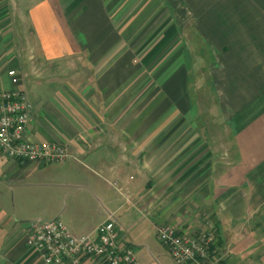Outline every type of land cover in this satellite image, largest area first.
Instances as JSON below:
<instances>
[{"label":"crops","instance_id":"0c3cea01","mask_svg":"<svg viewBox=\"0 0 264 264\" xmlns=\"http://www.w3.org/2000/svg\"><path fill=\"white\" fill-rule=\"evenodd\" d=\"M14 2L0 0V90L13 88L11 69L24 91L31 80L29 140L80 160L57 170L0 153V264H43L25 245L31 221L58 219L80 238L110 214L130 246L128 236H154L160 225L211 229L221 264H264V0H40L28 23L20 13L19 37ZM186 30L207 49L205 66L203 54L187 65ZM204 105L229 138L225 157L204 138ZM74 167L113 186V212L96 208L98 186L63 176L33 185L65 197L64 209L24 213L21 199L7 209L8 192L31 174Z\"/></svg>","mask_w":264,"mask_h":264},{"label":"built area","instance_id":"2783aa9c","mask_svg":"<svg viewBox=\"0 0 264 264\" xmlns=\"http://www.w3.org/2000/svg\"><path fill=\"white\" fill-rule=\"evenodd\" d=\"M12 89L0 90V153L20 164H63L71 158L67 148L53 143H33L27 128L32 105L20 88L22 74L7 71ZM155 234L176 264H219L212 252V233H191L160 225ZM25 245L35 250L43 264H81L94 259L98 264H136L135 253L116 218L109 215L92 236L76 238L58 219L31 221L25 232Z\"/></svg>","mask_w":264,"mask_h":264},{"label":"rangeland","instance_id":"374dc122","mask_svg":"<svg viewBox=\"0 0 264 264\" xmlns=\"http://www.w3.org/2000/svg\"><path fill=\"white\" fill-rule=\"evenodd\" d=\"M14 1V0H13ZM40 0H15L14 3H12L14 6L19 7L16 11H14V8H12V16H11V20L13 22L12 26H11V33L12 35H16V36H20V33H22L23 28H24V24L22 19H26L27 23L29 22V18L27 17V12L29 10L30 7H32L33 5L36 4V2H38ZM13 12H15L13 14ZM22 14V19L20 18ZM29 26V25H28ZM26 27V24H25ZM192 31H188L186 30V43L188 44V58H187V65H189V63L193 66L195 63V60L199 61V59L201 58H196V56H200L199 54H203L205 56H203V65L205 66L207 63H209L211 61L210 57L206 56L208 51L205 47L200 46V43L196 41V39L194 37H192ZM24 40V38H23ZM16 43L19 47V40H16ZM14 49L16 47H13ZM19 50V48H18ZM24 54V55H23ZM22 56H24V59L27 58L28 56V52L26 51L25 53H23ZM204 69V68H203ZM201 71V70H200ZM190 75H195V74H190ZM27 76H29L27 74ZM190 79H193L192 76H190ZM27 80V78H26ZM32 80L33 77H32ZM29 84H27V89L25 90L29 101L32 105V102L34 101V96L37 94V90L33 84V82L31 80ZM193 81V80H192ZM27 82V81H26ZM28 90V91H27ZM204 94V93H203ZM205 97V94H204ZM206 105L204 106H200V109H203V114L201 116L202 118V127H203V135L205 139H210V141H212L214 147L218 148L219 151H221V156L225 157V149H226V142H228L229 138H227L225 136V134L223 133V126L221 124H215V123H209L211 122V116L209 114L208 111H206ZM209 121V122H208ZM212 137V138H211ZM207 139V140H208ZM209 141V140H208ZM109 156V154H108ZM111 157V156H109ZM107 159V161H111L112 158ZM77 158H74L73 156L69 159H67L64 163L65 164H78L77 162L80 160V158H78V161L76 160ZM85 159H81V162H83L84 164L86 162H84ZM63 163V164H64ZM108 163V162H107ZM93 164H105V161L101 160L100 162L97 163H93ZM61 164H54V165H47L46 168L50 167V166H54L52 167L53 169H57L59 170L61 168V166H58ZM70 169V168H69ZM69 169H66L62 172V175H59L57 173H51L48 172V170L46 169H40L42 171H38L34 174H31L27 179L23 180L22 183L17 184L19 187H16V189H12L8 192V198H7V202H6V206L7 209L9 210L10 213L13 212V209L16 208L17 210L20 209V199H21V203L26 204L27 207L25 209L26 213L29 210H40L41 207L46 208L47 206L53 207L55 204H58V208H60L61 210L65 208L66 206V198L63 197L62 199H60V194L58 195V193H56V191H53V189L51 188H45L43 186H36L33 185L34 183H39L41 181H50L49 179H55L56 177L54 176H60V177H68V178H78L80 177L81 179H88L91 184L93 186H98V189H100L101 193L103 195H101L100 193H98V197L100 200H96L95 202V206L96 208H98V210H100V212H105L109 211V212H113L119 205V203L116 201L118 200V197L116 195L115 189L113 188V186L111 185L109 187V185H107L106 183L104 184L102 182V178H97L94 177L90 174L85 173V171H78L76 170V167H74L75 172L72 173V171H70ZM108 182L110 184L114 183L113 180H108ZM97 188V187H96ZM70 199H68L67 205ZM94 206V207H95ZM94 207H91V210H89V212L91 213L89 215V219L93 218L94 214H95V210ZM90 208V207H89ZM44 210V209H43ZM93 214V215H92ZM49 215V214H47ZM51 216H37V219L39 220H47L46 218H49ZM212 233V235L214 236V233L211 229H206L203 231H200L199 233ZM215 238V237H214ZM141 240L142 244H137V242ZM128 241H131V244L135 250V259L137 261V264H176V262L173 260V258L169 255L168 251L165 250V248L160 244V242L157 240L156 234H151L149 232V234H141L138 236V234H134L128 236ZM216 241H214L213 243V249L215 246ZM142 246V247H140ZM140 247L139 251L138 248ZM148 248V250L146 248ZM138 251V252H137ZM213 254H214V250H212ZM156 259V262L153 260ZM220 263V260L218 262Z\"/></svg>","mask_w":264,"mask_h":264}]
</instances>
